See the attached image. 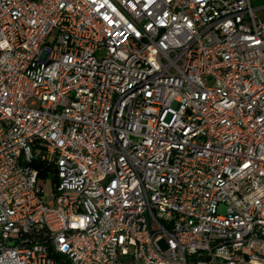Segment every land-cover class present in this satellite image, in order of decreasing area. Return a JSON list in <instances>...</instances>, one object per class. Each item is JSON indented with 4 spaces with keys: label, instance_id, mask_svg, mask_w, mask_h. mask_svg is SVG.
I'll return each instance as SVG.
<instances>
[{
    "label": "built area",
    "instance_id": "obj_1",
    "mask_svg": "<svg viewBox=\"0 0 264 264\" xmlns=\"http://www.w3.org/2000/svg\"><path fill=\"white\" fill-rule=\"evenodd\" d=\"M258 11L0 0V264H264Z\"/></svg>",
    "mask_w": 264,
    "mask_h": 264
},
{
    "label": "rangeland",
    "instance_id": "obj_2",
    "mask_svg": "<svg viewBox=\"0 0 264 264\" xmlns=\"http://www.w3.org/2000/svg\"><path fill=\"white\" fill-rule=\"evenodd\" d=\"M251 3L253 6L258 7V6L264 5V0H251ZM257 13H259L260 15L264 14V12L262 11H258ZM44 190L46 193L50 192L51 185L49 181H45Z\"/></svg>",
    "mask_w": 264,
    "mask_h": 264
},
{
    "label": "trees",
    "instance_id": "obj_3",
    "mask_svg": "<svg viewBox=\"0 0 264 264\" xmlns=\"http://www.w3.org/2000/svg\"><path fill=\"white\" fill-rule=\"evenodd\" d=\"M41 170H44V167Z\"/></svg>",
    "mask_w": 264,
    "mask_h": 264
}]
</instances>
